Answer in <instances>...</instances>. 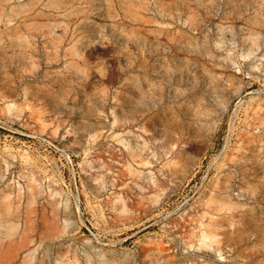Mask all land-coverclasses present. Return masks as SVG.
Listing matches in <instances>:
<instances>
[{
    "label": "rangeland",
    "instance_id": "rangeland-1",
    "mask_svg": "<svg viewBox=\"0 0 264 264\" xmlns=\"http://www.w3.org/2000/svg\"><path fill=\"white\" fill-rule=\"evenodd\" d=\"M29 207L31 264H264V0H0V246Z\"/></svg>",
    "mask_w": 264,
    "mask_h": 264
},
{
    "label": "crops",
    "instance_id": "crops-1",
    "mask_svg": "<svg viewBox=\"0 0 264 264\" xmlns=\"http://www.w3.org/2000/svg\"><path fill=\"white\" fill-rule=\"evenodd\" d=\"M57 215L55 212L50 213L48 208H42L40 214L35 208L29 207L25 210L16 221L23 219V222L18 225L24 226L18 234V237H9L6 245L0 246V259H2L1 264H31V258L33 255L32 249L37 241H49L52 239L53 231H50V227L56 225ZM16 224V223H13ZM39 224L44 227L39 229ZM16 249L12 255H9V250ZM21 250H30L25 253L24 257L20 260Z\"/></svg>",
    "mask_w": 264,
    "mask_h": 264
},
{
    "label": "bare ground",
    "instance_id": "bare-ground-1",
    "mask_svg": "<svg viewBox=\"0 0 264 264\" xmlns=\"http://www.w3.org/2000/svg\"><path fill=\"white\" fill-rule=\"evenodd\" d=\"M244 166V165H243ZM244 171V170H243ZM15 252V248L14 249H11V250H9V255H12L13 253ZM1 254V253H0ZM1 261H2V259H0V264H1Z\"/></svg>",
    "mask_w": 264,
    "mask_h": 264
}]
</instances>
